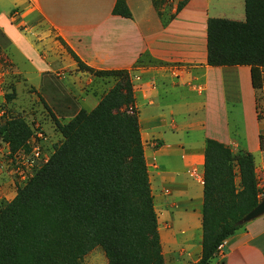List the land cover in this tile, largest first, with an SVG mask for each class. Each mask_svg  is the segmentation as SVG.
<instances>
[{"label":"trees","instance_id":"trees-1","mask_svg":"<svg viewBox=\"0 0 264 264\" xmlns=\"http://www.w3.org/2000/svg\"><path fill=\"white\" fill-rule=\"evenodd\" d=\"M186 2L164 15L152 0L164 25ZM244 9V22L208 19L207 65L250 67L252 88L260 92L264 0H244ZM112 12L131 18L125 0H116ZM71 55L78 70L111 77L113 85L91 111L80 109L64 123L37 93L62 140L0 208V264H83L95 248L107 264H165L129 72L97 71ZM32 136L21 118L0 122V139L11 155L29 152ZM259 148L264 151V135H259ZM262 199L253 154L234 153L207 139L201 253L195 264H213L224 242L244 228L241 219Z\"/></svg>","mask_w":264,"mask_h":264},{"label":"crops","instance_id":"crops-1","mask_svg":"<svg viewBox=\"0 0 264 264\" xmlns=\"http://www.w3.org/2000/svg\"><path fill=\"white\" fill-rule=\"evenodd\" d=\"M125 1L129 19L113 14L116 0H0V28L7 31L6 15L26 3L84 65L129 72L161 248L177 255L195 251L188 259L195 264L201 253L206 140L230 147L227 131L235 126L248 152L258 147L250 67L207 65V21L226 19L218 15L216 0H187L165 25L152 0ZM226 20L244 22L245 9L239 19ZM9 35L25 49L18 36ZM44 80L38 93L60 119L91 111L99 101L74 99L51 74ZM237 110L244 130L232 125ZM213 264H264V215L229 237Z\"/></svg>","mask_w":264,"mask_h":264},{"label":"rangeland","instance_id":"rangeland-1","mask_svg":"<svg viewBox=\"0 0 264 264\" xmlns=\"http://www.w3.org/2000/svg\"><path fill=\"white\" fill-rule=\"evenodd\" d=\"M158 5L161 0H157ZM181 0H162L160 10L164 15L172 13ZM215 1V0H213ZM218 15L226 19H239L244 14L243 0H232V6L225 5L228 0H216ZM4 5V3H3ZM0 10H4L0 7ZM6 25L0 28V122L10 118L23 119L33 131L29 141V152H19L11 155L8 146L0 139V208L11 201L18 186H23L33 173L39 169L52 154L62 137L53 120L37 96L38 85L44 90L45 74H51L52 80L58 79L60 88L74 99L87 102L100 99L113 85L111 77L98 78L78 70L71 52L60 41L54 30L49 28L39 16L25 3L13 8L6 15ZM13 32L25 45L22 50L9 35ZM8 38V40H4ZM7 41V42H5ZM82 91V93H79ZM258 101L256 102V99ZM259 107L260 111L256 109ZM238 116L232 120V125L244 130L242 111H234ZM260 112V119L257 115ZM56 113V112H54ZM234 113V114H235ZM57 117V115L55 114ZM59 119L61 123L68 120ZM254 125L259 135H264V74L260 92H255ZM227 131L234 153L247 150V144L237 139L236 127H229ZM258 135V136H259ZM259 141V139H258ZM259 147V143H258ZM257 147L253 152L258 168L259 185L264 195V151ZM250 223V222H249ZM248 224V223H247ZM244 227H246V225ZM166 264H190L197 254L195 251L187 255L172 254L162 249ZM186 259L189 261L186 263ZM83 264H107V260L100 248L90 251L82 260Z\"/></svg>","mask_w":264,"mask_h":264},{"label":"water","instance_id":"water-1","mask_svg":"<svg viewBox=\"0 0 264 264\" xmlns=\"http://www.w3.org/2000/svg\"><path fill=\"white\" fill-rule=\"evenodd\" d=\"M264 215V199L240 221V224H247Z\"/></svg>","mask_w":264,"mask_h":264}]
</instances>
